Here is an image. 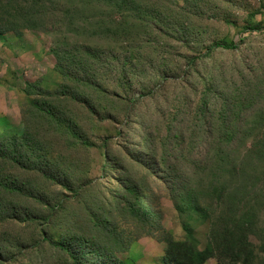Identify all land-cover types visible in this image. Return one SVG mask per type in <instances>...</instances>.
Masks as SVG:
<instances>
[{
    "label": "rangeland",
    "instance_id": "374dc122",
    "mask_svg": "<svg viewBox=\"0 0 264 264\" xmlns=\"http://www.w3.org/2000/svg\"><path fill=\"white\" fill-rule=\"evenodd\" d=\"M258 10L0 0V140L66 172L0 161V264H264V30L241 34ZM219 42L239 48L206 53ZM74 78L62 122L29 109L27 84Z\"/></svg>",
    "mask_w": 264,
    "mask_h": 264
},
{
    "label": "trees",
    "instance_id": "16d2710c",
    "mask_svg": "<svg viewBox=\"0 0 264 264\" xmlns=\"http://www.w3.org/2000/svg\"><path fill=\"white\" fill-rule=\"evenodd\" d=\"M260 12L261 11L258 10L247 16V19L244 21V25L241 28V34H248V35L258 34L264 30L263 22L255 21V18L261 15ZM227 23L233 24L237 27L235 23L232 22H227ZM238 48H239V44H235V43L227 44L225 42H219L211 46L210 48L206 49L205 51L208 54L211 51L217 49L237 50ZM77 79L78 78H74L73 80H71V85L74 86L75 84L77 87H79V89H74L72 88L73 86L72 87L65 86L62 88L60 93H55V94L45 91L41 87L35 84H27L24 92L26 96L31 98L32 100L29 109L36 111L37 114L48 117L49 119H51L56 123L62 122L61 115L58 114L56 109L55 100L60 98H71L72 100L76 99L75 96H77L79 91L81 89L84 90V87L88 86L84 81L80 83L76 82ZM63 124L64 126L67 127V129L71 130L74 136L75 135L79 136L80 131L75 123L73 124V122L68 120L63 122ZM38 154H39L38 149L33 148L29 143H26V145L20 148L19 147L17 148V146H15L14 149H12L8 145H6L5 141L0 140V161L12 162L22 168L37 171L46 180H50L56 184L65 186L66 184L63 181L66 178V172L60 169L59 162L56 159L51 160L45 154H39V155ZM0 186L6 188L8 185L6 183L0 182ZM96 259L103 261L102 256L99 255L96 256ZM74 261L75 264H82L80 261L76 259ZM113 261L116 264H125L123 262H120L116 258H114Z\"/></svg>",
    "mask_w": 264,
    "mask_h": 264
}]
</instances>
